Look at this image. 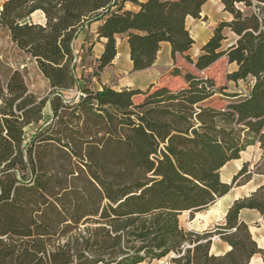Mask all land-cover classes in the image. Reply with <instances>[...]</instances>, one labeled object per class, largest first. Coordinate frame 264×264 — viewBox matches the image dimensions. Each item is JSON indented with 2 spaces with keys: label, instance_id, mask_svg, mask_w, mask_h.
I'll return each mask as SVG.
<instances>
[{
  "label": "trees",
  "instance_id": "1",
  "mask_svg": "<svg viewBox=\"0 0 264 264\" xmlns=\"http://www.w3.org/2000/svg\"><path fill=\"white\" fill-rule=\"evenodd\" d=\"M207 1L0 0V29L48 84L39 96L24 70L0 79V264H142L168 256L167 264H249L255 255L264 264V248L239 219L245 209L264 219V184L235 200L211 230L185 231L178 222L253 175L264 177V0H219L231 19L194 61L183 57L193 69H175L186 89L93 91L74 75L73 43L85 27L98 22L96 41H104L93 77L115 58L118 35L128 38L132 71H142L163 42L173 61L191 49L186 19H200ZM36 12L43 23L32 22ZM224 29L237 39L222 50ZM219 61L236 66L227 83L249 89L214 106L205 76ZM74 89L80 96L65 100L62 93ZM47 105L51 117L43 121ZM254 145L261 156L253 171L244 163L222 183L220 170ZM215 238L226 253H210Z\"/></svg>",
  "mask_w": 264,
  "mask_h": 264
},
{
  "label": "crops",
  "instance_id": "2",
  "mask_svg": "<svg viewBox=\"0 0 264 264\" xmlns=\"http://www.w3.org/2000/svg\"><path fill=\"white\" fill-rule=\"evenodd\" d=\"M209 2H213L214 8L211 7L212 5H210ZM0 7H1V3H0ZM125 9L133 12L138 11V7L129 3L125 4ZM230 19H231L230 15L223 12V7L219 2V0H208L201 8L200 19H193L190 17H187L186 19V28L188 29L189 34L193 40V45L191 49H189L183 55L177 56L176 59L173 61L171 57L170 45L168 43L163 42L160 44V48L159 51L157 52L154 64L146 70L137 71V72L132 71V62L130 60L127 36L118 35L116 36L115 58L113 59L111 64L105 67L101 72H99V74L96 77L92 76V68L95 66L94 65L95 61L100 57V55L103 52L104 41L103 40H100L99 42L96 41L95 33H96V29L99 26V23L98 22L93 23L88 27L82 29L78 33L77 38L73 43L74 54L77 57L76 66L74 70L75 78L77 80L82 78H87L90 81L89 87L93 91H100L103 87H108L114 91L139 90L143 93H146L148 90L154 91L157 88H163V87L167 89H171L172 87L175 86L176 83H180V84L183 83L181 81V78L174 74L175 69L181 68L183 66L193 69L192 66L188 65L183 60V57L188 56L191 60L194 61L198 56L201 55L202 48L212 37L213 31L218 26V24L221 23L222 21H229ZM223 34L225 40L222 43V48H221L222 50L226 49L230 45H233L237 39L236 36L233 33H231L228 29H224ZM228 35H231V37H228ZM88 48H91L89 54L88 55L86 54V56L83 57V52H85L86 49ZM223 59L225 60V58ZM225 64L229 68L228 69L229 73L233 72L236 69V66L234 64L228 65L227 62H225ZM47 108H49V105H47ZM237 161L238 160L227 163L220 170V180L222 183L230 184L233 176H235L238 173L241 167H238L235 172L230 174V177L228 176L229 173L227 172L224 176L225 179L222 180L221 178L222 170L225 169L229 164L235 163ZM258 177H262V176H258ZM229 178H231L230 182H228ZM250 182H248L244 186H241L240 188L246 187L247 185H249ZM258 186H256V188ZM232 190L233 188L230 190V192ZM254 190H252L251 192H253ZM230 192L217 201L221 202L223 199L231 195ZM237 199L239 198L234 196L225 206L224 208L225 213L221 216L222 223L224 221V217L227 213V210ZM216 202L207 210L199 213H194V215L207 212L208 210L211 211V208L214 207ZM220 209L221 207L219 206V211ZM239 219L248 226L249 232L252 228L251 225L256 224L255 227H257L259 222H264V219L260 217L259 213L253 210H246V209L241 210L239 212ZM250 234L254 239L253 232H250ZM256 237L257 239L259 237H262L264 239V235H259V236L257 235ZM213 241L214 239L212 240V243ZM254 241L256 242L257 246L260 247L259 241H257L256 238L254 239ZM219 242L223 247V251L214 253V255H222L229 250L228 246L225 243L221 241ZM224 246H226L227 248L226 250H224ZM262 246L264 247V241L262 243ZM211 251H212V246L210 249V253Z\"/></svg>",
  "mask_w": 264,
  "mask_h": 264
},
{
  "label": "rangeland",
  "instance_id": "3",
  "mask_svg": "<svg viewBox=\"0 0 264 264\" xmlns=\"http://www.w3.org/2000/svg\"><path fill=\"white\" fill-rule=\"evenodd\" d=\"M4 1V0H1ZM211 7L214 6L213 2H209ZM214 8V7H213ZM31 20L34 23H43L44 17L41 13L36 12L31 16ZM231 37V35H228ZM86 56V53L83 52V57ZM228 67L223 61H219L215 65L211 67V69L206 73V86L204 89H207L209 92H215L216 94L212 97L213 100L210 102L214 106H222L224 95L227 96H240V94L246 93L249 89L248 82H238L237 84L227 83L225 81V74L228 72ZM20 70L25 72L26 78L28 80L30 90L39 96H44L48 92V84L40 75L36 63L29 59L28 56L20 52L16 49V47L10 42L8 34L5 30L0 29V79L4 80L8 74L12 71ZM87 78L78 79L77 81L82 84V82H86ZM183 82L182 84L176 83L174 87L170 90L177 91L179 89H186L188 86L187 84L181 79ZM76 89L71 91H65L62 93L63 98L65 100L74 99L77 95ZM143 97H138L135 99V103L141 102ZM51 117L50 108L47 106L43 112V121H47ZM35 132L34 127H30L27 133V137H30ZM264 132V130H263ZM261 156V151L258 145H254L248 148L244 153L240 155V159L235 162L229 164L225 169L221 172V178L224 180L225 174L228 172L229 177L230 174L236 171L238 167H241L243 163H248V169L253 171V165L256 164ZM229 178V181L230 182ZM264 183V177L253 176L251 182L246 187H237L233 188L230 192L231 195L243 198L250 194L252 190L256 188V186L261 185ZM219 202L217 201L214 207L211 208V211L203 212L198 215H191L190 212H184L179 215L178 222L179 227L185 231H194L197 233H202L205 230L212 229L214 225L221 224V216H219L216 212L219 211ZM256 224L251 225L250 232H253L254 239L256 238L257 241L260 240L259 237L257 239V235H264V222H259L257 227ZM256 235V236H255ZM263 242H259V246H262ZM226 246H224V250H226ZM223 251V247L221 243L215 238L212 243V251L211 253H218ZM169 256L159 260V261H151V262H144L142 264H167ZM261 256L255 255L249 264H261Z\"/></svg>",
  "mask_w": 264,
  "mask_h": 264
},
{
  "label": "bare ground",
  "instance_id": "4",
  "mask_svg": "<svg viewBox=\"0 0 264 264\" xmlns=\"http://www.w3.org/2000/svg\"><path fill=\"white\" fill-rule=\"evenodd\" d=\"M234 196L233 195H229L228 197H226L225 199H223L220 203H219V206L221 207L220 211H217L216 213L219 215V216H222L224 213H225V206L228 204V202L233 198ZM264 239L263 238H260L259 242H263Z\"/></svg>",
  "mask_w": 264,
  "mask_h": 264
},
{
  "label": "built area",
  "instance_id": "5",
  "mask_svg": "<svg viewBox=\"0 0 264 264\" xmlns=\"http://www.w3.org/2000/svg\"><path fill=\"white\" fill-rule=\"evenodd\" d=\"M0 11H1V7H0ZM78 96H80V93L79 92H77L76 97H78ZM243 96H246V93H243Z\"/></svg>",
  "mask_w": 264,
  "mask_h": 264
},
{
  "label": "water",
  "instance_id": "6",
  "mask_svg": "<svg viewBox=\"0 0 264 264\" xmlns=\"http://www.w3.org/2000/svg\"><path fill=\"white\" fill-rule=\"evenodd\" d=\"M258 248L262 250L264 247L263 248L258 247Z\"/></svg>",
  "mask_w": 264,
  "mask_h": 264
}]
</instances>
